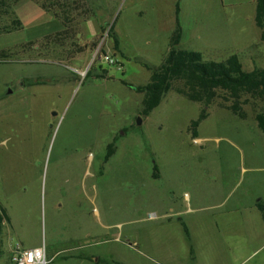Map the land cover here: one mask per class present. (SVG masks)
I'll return each mask as SVG.
<instances>
[{
	"label": "rangeland",
	"instance_id": "374dc122",
	"mask_svg": "<svg viewBox=\"0 0 264 264\" xmlns=\"http://www.w3.org/2000/svg\"><path fill=\"white\" fill-rule=\"evenodd\" d=\"M76 1L94 17L76 18L61 46L53 43L60 23L35 1L6 0L0 11V26L21 23L0 34V52L9 53L0 58V213L7 218L0 264H11L16 245L44 247L47 264H96L98 257L194 264L186 240L168 241L162 253L149 248L159 219L146 218L186 201L191 182L205 191L235 181L231 195L263 184L264 133L255 116L264 104L241 97L240 118L221 92L205 106L170 90L143 117V95L134 88L162 63L176 18L180 49L214 62L237 55L245 71L264 69L255 0ZM202 111L193 137L191 122ZM111 143L115 152L106 160ZM238 250L251 254L247 264H264V241ZM79 254L94 262L64 260Z\"/></svg>",
	"mask_w": 264,
	"mask_h": 264
},
{
	"label": "trees",
	"instance_id": "16d2710c",
	"mask_svg": "<svg viewBox=\"0 0 264 264\" xmlns=\"http://www.w3.org/2000/svg\"><path fill=\"white\" fill-rule=\"evenodd\" d=\"M21 0H13L12 4ZM35 1L46 13H51L60 23L61 31L55 35L54 44L63 43L69 35L68 26L81 19L85 23L94 17L93 9H85L76 0H31ZM255 25L260 30V39L264 41V0H255ZM9 5L6 0H0V11ZM178 4L176 14H178ZM21 28L19 20L13 21L11 27L0 26V34H9ZM113 36L114 49L119 48V41L116 35ZM49 39V37H45ZM62 40V41H61ZM181 41V28L176 18V26L173 31L169 49L162 63L151 71L149 82L140 87H131L127 82L122 81L124 86L134 88L137 93L143 95L141 101L140 115L148 116L160 103L170 90L182 95L191 102L202 103L205 106L211 104L221 92L223 99L231 103L228 109L232 113L244 118L241 113L240 100L243 96H250L264 104V69H253L245 71L237 55H231L222 62L206 61L202 54L196 51L182 50L179 48ZM61 46V44L59 45ZM9 53L0 52V58H8ZM147 68V66H146ZM106 72L103 71L97 78L104 79ZM205 119L204 111L199 118L191 122L192 136H196V128ZM258 129L264 133V105L261 112L255 116ZM106 160L115 152L114 143L107 147ZM156 170V167H155ZM156 178L157 176L154 175ZM264 220V204L257 205ZM7 222L4 210L0 213V233L3 224ZM102 264H119L107 262L101 259L96 260Z\"/></svg>",
	"mask_w": 264,
	"mask_h": 264
},
{
	"label": "crops",
	"instance_id": "0c3cea01",
	"mask_svg": "<svg viewBox=\"0 0 264 264\" xmlns=\"http://www.w3.org/2000/svg\"><path fill=\"white\" fill-rule=\"evenodd\" d=\"M258 184L261 183L231 195L238 185L235 181H220L216 187L209 190L206 187L205 191L200 190L199 183L191 182L192 195H187L186 201L161 209L158 215L150 213L146 218L147 221L159 219L152 228L153 234L146 239L148 247L162 253L161 248L168 241L186 240L194 264H247L251 254L248 256L238 249L253 248L254 244L259 246L264 241V220L257 208L258 204H264V183ZM72 258L94 259L79 254L68 255L64 260ZM54 259L55 256H50V263Z\"/></svg>",
	"mask_w": 264,
	"mask_h": 264
},
{
	"label": "built area",
	"instance_id": "2783aa9c",
	"mask_svg": "<svg viewBox=\"0 0 264 264\" xmlns=\"http://www.w3.org/2000/svg\"><path fill=\"white\" fill-rule=\"evenodd\" d=\"M103 59L110 65L117 64L112 58L104 56ZM121 68V66H117ZM11 264H47L44 247L24 249L19 245L13 247L10 257Z\"/></svg>",
	"mask_w": 264,
	"mask_h": 264
},
{
	"label": "water",
	"instance_id": "95a60500",
	"mask_svg": "<svg viewBox=\"0 0 264 264\" xmlns=\"http://www.w3.org/2000/svg\"><path fill=\"white\" fill-rule=\"evenodd\" d=\"M137 123L140 124V119L137 120Z\"/></svg>",
	"mask_w": 264,
	"mask_h": 264
}]
</instances>
